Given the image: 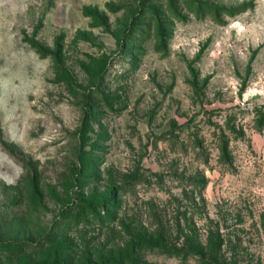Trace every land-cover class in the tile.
I'll return each instance as SVG.
<instances>
[{
	"label": "rangeland",
	"instance_id": "374dc122",
	"mask_svg": "<svg viewBox=\"0 0 264 264\" xmlns=\"http://www.w3.org/2000/svg\"><path fill=\"white\" fill-rule=\"evenodd\" d=\"M193 231L264 264V0H0V264Z\"/></svg>",
	"mask_w": 264,
	"mask_h": 264
},
{
	"label": "trees",
	"instance_id": "16d2710c",
	"mask_svg": "<svg viewBox=\"0 0 264 264\" xmlns=\"http://www.w3.org/2000/svg\"><path fill=\"white\" fill-rule=\"evenodd\" d=\"M158 34L160 39V47L164 50H167V35L165 34V30L161 25V22L158 23ZM108 203L105 199L102 200L101 204L98 205L99 211L102 210L106 216L108 215ZM88 209L91 212H96L95 205L88 204ZM101 216V214H99ZM139 249L142 247L153 248V249H161L163 252H167L170 254L181 255L183 258H187L189 256H195L196 260L199 264H228V259L224 256L225 248H223V241H216L215 238H210L206 242H201L198 239V235L196 232H189L187 236H185V240L182 242L180 246H177L166 236L160 232L159 236L153 239H149L147 237L138 238L135 243ZM126 254L123 253L119 255V258L125 257ZM129 264H154V263H145L142 262L140 258H130ZM51 264H61L59 257L55 255ZM90 264V263H88ZM109 264H117V259L113 258L110 260Z\"/></svg>",
	"mask_w": 264,
	"mask_h": 264
}]
</instances>
